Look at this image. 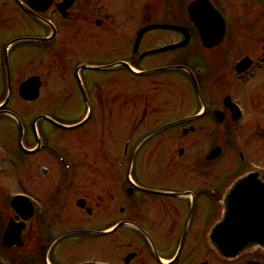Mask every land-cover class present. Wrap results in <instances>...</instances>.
<instances>
[{"label": "flooded vegetation", "instance_id": "1", "mask_svg": "<svg viewBox=\"0 0 264 264\" xmlns=\"http://www.w3.org/2000/svg\"><path fill=\"white\" fill-rule=\"evenodd\" d=\"M196 1L181 2L185 21L178 25L163 22L178 16L175 7L164 15L152 11L148 0H140L134 23L131 5L121 0H53L43 12L29 0H0V243L11 253L3 264H240L247 258L254 264L255 256L264 259L256 252L226 261L208 242L233 182L259 168L264 182V167L244 148L249 137L243 138L235 117L240 112L233 106L245 120V107L264 100L253 93L245 104L233 92L264 64V35L259 42V36H242L236 26L246 27L249 19L256 24L257 11L264 23V10L249 0L231 14L220 0H207L226 24L225 38L207 48L189 11ZM207 11L202 4L198 13L217 22ZM158 24L186 28L189 44L153 53L185 36L151 30L136 46L141 30ZM150 38L160 45L148 46ZM241 41L261 44V55L233 61L232 87L212 94L209 81L227 83ZM247 58L251 67L237 73ZM181 66L193 72L201 96L181 70L151 74L149 92L147 85L145 93H132V68L143 73ZM179 72L188 77L192 95L174 94ZM36 78L37 100L32 99ZM48 80L55 83L49 86ZM44 98L60 110L38 108ZM52 121L79 126L69 130ZM216 148L219 157L210 160ZM7 186L13 192L4 190ZM15 197L25 198L23 206L12 205ZM11 225L12 245L5 247ZM88 243H96L92 251L104 252L106 262L81 261Z\"/></svg>", "mask_w": 264, "mask_h": 264}, {"label": "water", "instance_id": "2", "mask_svg": "<svg viewBox=\"0 0 264 264\" xmlns=\"http://www.w3.org/2000/svg\"><path fill=\"white\" fill-rule=\"evenodd\" d=\"M52 1L29 0L32 7L39 11H44ZM257 2L264 8V0H257ZM202 4H206V8L211 11V15L216 16L217 22L212 21V19H206V17H200L198 10ZM189 10L192 20L199 28L203 37L204 45L207 48L219 45L226 35V24L221 15L203 0L192 4ZM151 29L183 31L186 35V40L183 43L167 47L160 51L182 48L189 42L187 29L159 25L144 29L139 34L136 46H138L143 34ZM212 41L215 42L212 44ZM248 67L249 60L246 59L238 65L237 71L241 73L248 69ZM189 73L191 74V72ZM145 74L148 73L141 75ZM38 90L39 85H36V91ZM38 96L39 94L37 92L34 96L35 99ZM215 157H218V154L214 153L210 159H214ZM23 199H14L13 206H21ZM12 230L13 226L11 225L5 238L7 245H12V242H8ZM100 235L104 234L100 233ZM209 242L213 250L226 261H233L243 254L253 253L257 250H261L264 254V183L258 179L257 174L251 173L238 179L226 192L223 198L222 218L213 226L209 235Z\"/></svg>", "mask_w": 264, "mask_h": 264}, {"label": "rangeland", "instance_id": "3", "mask_svg": "<svg viewBox=\"0 0 264 264\" xmlns=\"http://www.w3.org/2000/svg\"><path fill=\"white\" fill-rule=\"evenodd\" d=\"M121 1L131 5L130 13L132 16V23H134V21L136 20L140 12V5H141L140 0H121ZM182 1L183 0H148L147 3L150 6L152 11L155 10L158 12L159 10V12H161L162 10V13L164 15H166L167 12H170L171 10H173V7H175L174 11L176 13V16L177 15L178 16L172 19L166 18L163 20V22L181 25V23L185 21L184 15H182L183 7H184L183 3H181ZM220 1L222 2V4H224V6L230 9L231 14H235V11H236V8L234 7L235 5H238L239 7L242 3L249 2V0H220ZM173 3H175V6H173ZM231 8H234L235 11H232ZM179 9H180V14H179ZM258 15L259 13L257 11V13H255L256 24H254L253 20L251 19H249L250 21L245 20V24L247 26L246 27L236 26V31H238L239 29H242L243 31L242 36L247 35L250 38H253V37L256 38L257 36H259L260 38L259 42H261L263 35H264V23L262 19L260 18V16ZM159 33L170 34L175 37L177 36L176 32H166V31L157 32V34ZM148 40H149L148 46L154 45V47H158L160 45L159 40L156 38H153V39L150 38ZM259 42L257 44H259ZM260 45L261 44H259V48H260ZM237 46L240 48H238V51H235L234 58L232 57V60H231L232 63L227 70V74H228L227 79H226L227 83L226 82L224 83V81H218V79L216 80L212 79L211 81H209L210 85L209 84L208 85L211 88L212 94H215V93L223 94L225 91L230 90V88L232 87L233 81L229 80L231 79V76L229 75L231 72L230 71L231 66H234L233 61L240 59L244 54L251 55L253 58H258V56L261 55L259 51L260 49L257 47L256 44L245 45V41H241L239 42ZM184 51L181 52L182 53L181 56H185L189 50L186 48V50ZM158 78H161L160 81H164L165 79H167L165 78V76H159ZM173 78L177 80L175 90H174L175 95L189 96L194 93L192 90V87L190 86V83L188 82V79L185 76H183V74H179L178 77H173ZM47 82L49 86H51L50 82L55 83V81H50V80H48ZM148 83H150V80H148L147 77L133 78L132 83H131L132 93L133 94L145 93L143 90L145 86L148 85ZM148 86H149L148 88V92H149V90L151 89V86L150 85ZM121 90H123V88H121ZM233 92H234L235 98H237L239 101L245 104L248 103V97H249L248 95H252L254 93L256 96H262V95L264 96V64L259 66V68L255 72L253 80H249L243 85L239 84L236 88H234ZM49 103L50 101L44 98L42 102H40L38 108L41 107L44 110L48 106L45 110H48V108L51 110V112H56L60 110V106H57L52 102H51V108H50ZM245 110H246V117H245V121L241 124L240 130L241 132H243V138L246 140V138L249 137V141L244 146V148L248 152L249 157L253 159L254 162L259 163L260 167L263 168L264 167V100L258 102L255 108L248 106V107H245ZM254 126H255V130H254ZM244 139H241L240 143H242ZM8 187L9 189H11V192H13L12 189L14 188L12 186H7L5 187V189H8ZM212 216H215V214H213ZM97 243L101 244L102 242L99 241ZM95 244H91V243L87 244V248H85V251H83V255L81 256L82 257L81 261L99 260L102 263L106 262V259L108 257L104 258L103 256L104 252L102 251L93 252L92 251V247H94ZM2 247L3 246L0 243V254L1 255L3 253ZM8 260L9 259L2 258L0 256V264H3L4 261L6 262ZM254 261L264 264V259L261 256H255ZM250 262L251 260L247 258V259H244L242 262H240V264L241 263L248 264Z\"/></svg>", "mask_w": 264, "mask_h": 264}]
</instances>
